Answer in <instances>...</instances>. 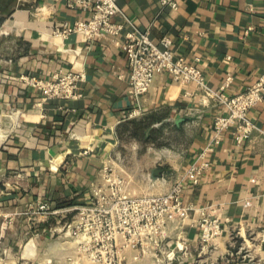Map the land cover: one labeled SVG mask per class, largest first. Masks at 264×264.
Segmentation results:
<instances>
[{"label": "crops", "instance_id": "1", "mask_svg": "<svg viewBox=\"0 0 264 264\" xmlns=\"http://www.w3.org/2000/svg\"><path fill=\"white\" fill-rule=\"evenodd\" d=\"M177 2L117 0L113 20L123 30L87 43L82 33L57 34L90 14L67 0H0V264L75 255L59 229L96 187H109L105 167L123 179L122 194L159 195L195 162L205 163L201 178L195 185L185 178L181 191L192 209L173 215L164 241L173 246L181 236L190 254L177 252L171 264H223L240 244L264 259V100L249 112L257 126L249 139L238 144L231 125L212 143L214 119L228 111L214 92L228 76L225 92L233 95L264 74V0ZM133 27L156 42L169 36L178 55L198 59L208 89L159 71L149 91L131 95L124 44ZM69 71L85 73L74 98H45L22 78ZM42 201L58 212L39 220L25 213ZM201 209L223 225L208 255L199 254ZM125 255L126 264H155L148 251Z\"/></svg>", "mask_w": 264, "mask_h": 264}, {"label": "built area", "instance_id": "2", "mask_svg": "<svg viewBox=\"0 0 264 264\" xmlns=\"http://www.w3.org/2000/svg\"><path fill=\"white\" fill-rule=\"evenodd\" d=\"M70 7H79L90 14L88 18L65 25L57 34L82 33L87 43L100 33L119 34L124 24L113 19L120 13L117 0H67ZM162 6L177 8V0H161ZM129 22V20H128ZM128 41L124 44L129 64V83L131 95L138 97L152 85L156 72L165 71L180 83H196L208 89L204 73L196 62H188L185 57L174 51L173 40L163 36L158 42L151 38L149 32L133 27L126 33ZM28 84L39 89L45 98L66 99L78 96V85L85 79L84 72L69 71L55 75L51 79L31 75L22 77ZM231 76H228L219 91L214 94L217 100L227 108V113L214 119L212 143H219L224 130L236 125L234 139L242 144L249 139L257 128L249 117L250 110L264 100V74L257 81L238 94L228 95ZM209 146L208 148H210ZM207 148V149H208ZM205 152L201 154L204 157ZM204 162H195L179 179L172 191L159 195L128 196L122 194L123 179L112 175L105 167V180L109 187L103 185L93 191L91 201L76 208L74 218L63 224L59 231L66 230L65 235L74 243L73 253L80 256L86 264H122L125 251L140 249L144 255L151 252L156 264H171L182 252L190 254L186 241L179 236L175 244H165L166 226L174 214L181 217L192 207H184L181 201L182 184L185 178L195 185L201 178ZM199 221V254H210L215 248V239L223 232V225L218 218L201 209ZM48 202L42 201L36 207L25 211L37 219L48 218L57 213ZM36 219V218H35ZM237 234H233L236 240ZM264 242V227L260 235ZM235 245V244H234ZM0 251V260H1ZM135 254L133 260H138ZM218 261V259H216ZM79 261V260H78ZM199 260H197V263ZM223 264H264V259L240 244L236 250L228 248L222 256ZM212 264L215 261H211Z\"/></svg>", "mask_w": 264, "mask_h": 264}, {"label": "rangeland", "instance_id": "3", "mask_svg": "<svg viewBox=\"0 0 264 264\" xmlns=\"http://www.w3.org/2000/svg\"><path fill=\"white\" fill-rule=\"evenodd\" d=\"M65 231H66L65 229L60 231V234L61 233H65ZM63 240H65V239L63 238ZM67 240H70V238L69 239L67 238ZM69 242H72V241H69ZM46 258L47 259L42 264H86V262H82L80 260V259H82L80 256H76V255H72V254H64V255H61L60 257H54L52 259L50 257H48V256ZM128 259L129 258L127 256L125 258V260L122 261V264L128 263V261H129ZM140 264H145V263L144 262L143 263L140 262Z\"/></svg>", "mask_w": 264, "mask_h": 264}, {"label": "trees", "instance_id": "4", "mask_svg": "<svg viewBox=\"0 0 264 264\" xmlns=\"http://www.w3.org/2000/svg\"><path fill=\"white\" fill-rule=\"evenodd\" d=\"M2 22V17H0V23ZM133 133L135 135H139L141 131V126L140 125H135L134 128L132 129Z\"/></svg>", "mask_w": 264, "mask_h": 264}]
</instances>
